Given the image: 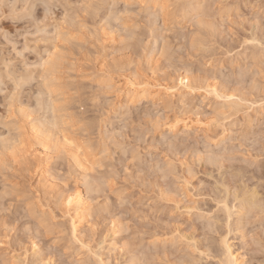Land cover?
Here are the masks:
<instances>
[{"label": "rangeland", "instance_id": "1", "mask_svg": "<svg viewBox=\"0 0 264 264\" xmlns=\"http://www.w3.org/2000/svg\"><path fill=\"white\" fill-rule=\"evenodd\" d=\"M164 1L0 0V264H221L223 241L244 264H264L261 0H166L159 10ZM41 2L53 7L37 34L27 16L43 20L32 7ZM88 3L117 9L105 23L107 11L80 8ZM64 4L75 6L67 20ZM85 12L89 30L57 43V23L72 35ZM48 42L63 56L47 85L22 79ZM134 85L152 97L128 101ZM146 113L159 129L130 136ZM37 126L49 130L44 148ZM173 135L169 150L162 137ZM126 142L142 162L118 150ZM79 190L90 213L74 235L67 199Z\"/></svg>", "mask_w": 264, "mask_h": 264}, {"label": "snow or ice", "instance_id": "2", "mask_svg": "<svg viewBox=\"0 0 264 264\" xmlns=\"http://www.w3.org/2000/svg\"><path fill=\"white\" fill-rule=\"evenodd\" d=\"M33 8H43L44 10V19L43 20H39V13L36 12L34 15H29L27 16V19L32 21L35 26L37 27V34H39V26L43 23H45L50 15V10L52 9L53 5L47 3V2H41L39 4L33 5ZM57 7H63L65 9L64 12V16H65V20L68 19L69 17V10L74 8V5L71 4H64V5H57ZM15 8V6L13 5V9ZM80 8H85V9H92L95 10V14L97 15H103L104 11L108 12V16L105 18V23L108 22V20L111 19L112 15H113V10L117 9V5L116 4H97V3H88V4H83L80 5ZM261 14H262V19H261V24L264 25V0H261ZM89 15L88 12H85L84 17L85 18H81L80 16H76L73 19V34L72 35H68V33L65 31L66 29V25L64 23V21H59L57 23L56 26V32L52 33V35L54 36L55 41L58 43L60 41L63 40L64 43H68L70 40H75L78 38L79 34H83L84 32L89 30V25L87 23L86 17ZM12 18L13 19H18L19 17L16 16L14 13L12 14ZM79 26V33L75 32V28L76 26ZM113 35L115 36V33H113ZM65 37H67V39H65ZM255 41H246V43H254ZM49 43V47L46 48L44 53H39V50L36 49L35 51H37L40 60L38 63H35L33 65L29 66V75H24L22 74V79H31L32 76L39 74L40 78L42 81H44L45 85H47L48 81L46 79V73L48 68L50 67L51 62L54 59L57 58H61L63 56V53L61 52V49L57 46H55L54 44H52L51 42ZM260 47L262 50H264V41H262L260 43ZM25 51H29L30 49L27 46V41L25 42ZM204 51H207L206 49H204ZM190 54H189V59H199V52L196 50V45H193V49L189 50ZM264 66V65H262ZM31 68H36L38 70H42V72L39 73H31L30 69ZM187 81L181 79V85L186 84ZM173 93L176 91V89H172L171 90ZM210 95L212 94L211 92L209 93ZM219 98V97H218ZM229 99H232V97H229ZM94 104L97 103V101L95 99H93L92 101ZM181 103H184L183 101H181ZM262 107H264V103H262ZM181 123V121L179 119L176 120V124H171L168 123L167 127L169 129L170 133H175L176 131V126L179 125ZM159 121L158 120H153L152 117L150 116V114L146 113L144 118L139 122V124H136L135 122L131 123V133L129 134L132 137H135V135L137 134V128L142 129L144 131H147L150 135L153 134V130H158L159 129ZM125 132L128 131L127 128L124 129ZM163 142L167 145L169 150H175L176 147L178 146V137H174L173 136H163L162 137ZM118 150L122 151L125 156H127L129 153L132 156V161L130 163H135L137 160H140L142 162L143 160V154L141 153V151L136 147V145L131 144V143H124V144H119L118 145ZM157 150H159V148H157ZM102 155H106V153H102ZM262 159H264V156H262ZM171 166V165H170ZM125 172L128 171V168L124 169ZM115 176V173H114ZM108 184H112L113 180L112 179H108L107 180ZM19 199L26 200L28 199V194H25L24 196L18 197ZM121 203H124V198H123V194H121ZM73 203V198L72 197H68L67 200V204L70 207ZM29 207H32L31 204H29ZM262 209H264V200H262V204H261ZM233 211L235 209H232ZM116 220L113 219L112 224L113 226H115ZM41 227H46V222L43 221L42 218V222H41ZM73 234L75 235V225H73ZM0 247H4L3 241L0 240ZM32 247L35 249V245L33 244ZM81 247H83V245H81ZM89 255H92L91 250L89 249ZM201 255H203V253H201ZM229 255H231V251L229 250ZM232 260H235V257H232ZM20 264H54V262L51 259H43V257H40L36 260H31L29 261L27 258H25L24 260L20 261ZM82 264H90V262H82ZM99 264H104V262L101 260L99 261ZM119 264V262H118ZM202 264V262H201ZM223 264V262H222Z\"/></svg>", "mask_w": 264, "mask_h": 264}, {"label": "bare ground", "instance_id": "3", "mask_svg": "<svg viewBox=\"0 0 264 264\" xmlns=\"http://www.w3.org/2000/svg\"><path fill=\"white\" fill-rule=\"evenodd\" d=\"M160 5V7H159V10L161 9V10H166L167 8H168V4L166 3V0L164 1V2H161V4H159ZM163 12V11H162ZM52 65V64H51ZM47 72L49 73V70H47ZM182 79V78H181ZM183 80H185V81H187V83L186 84H184V86L185 87H188L190 84H189V80L187 79V78H183ZM180 83H181V81H180ZM174 87H172V88H167L168 90H170V92H172L171 90L173 89ZM129 90L126 92L127 93V95H126V97H127V100L128 101H132V100H134L135 101V99L137 100V99H139L140 100V97L142 98V96H150V97H152L151 96V93H149V91L147 92V90H149V89H146V90H137L138 89V87L136 88L135 87V85H134V87L133 86H130V88H128ZM166 89V88H165ZM175 89V88H174ZM214 93H215V91L214 90H212ZM168 93V92H167ZM215 95H216V93H215ZM218 95V94H217ZM216 95V96H217ZM261 103H263V101L261 102ZM261 105V104H260ZM262 106V105H261ZM44 120V119H43ZM54 122H55V120H54ZM40 123V122H39ZM42 123V122H41ZM51 123V122H50ZM53 122H52V125H51V127H53ZM55 127H56V125H55ZM39 127L37 126V129H38ZM46 128V127H45ZM44 127L43 128H39L38 130L36 129V133H37V135L40 137V140L42 139V142L40 143L42 146H43V148L46 146L45 144H47V141L45 142V139H47V135H48V133H49V130L47 131L46 129H45ZM46 132H48L47 134H46ZM37 136V137H38ZM49 136V135H48ZM62 137H63V141H65V143H70V139H71V137L70 138H68L67 139V137H65L64 135H62ZM68 140V141H67ZM69 145H72V144H69ZM73 147H75V146H72V148ZM77 148H78V145L76 146ZM46 149H48L47 147H46ZM74 149V148H73ZM79 161V160H78ZM81 161H79L78 163H80ZM82 162H83V160H82ZM81 162V163H82ZM80 163V164H81ZM83 165V164H82ZM84 168V167H83ZM86 175V174H85ZM43 179V178H42ZM47 180H48V178H47ZM50 181V180H49ZM76 191H78V190H76ZM250 195H253V194H250ZM70 196V195H69ZM70 197H72L73 198V206L71 207L72 209H71V211H72V215H71V225H72V228H73V225H75V230L78 228V224L82 221V220H84V218L87 216V215H89V209H90V205H89V203L90 202H88V198L87 199H85L84 197V199L82 198V196H81V192H80V190H79V192H76L74 195H71ZM67 198V197H66ZM66 200V199H65ZM68 200V199H67ZM91 201V200H90ZM229 216V215H228ZM229 250L231 251V255H229ZM232 257H235V260L233 261L232 260ZM244 256H242V255H240V254H238V252L236 253V251L235 250H232L231 249V246H230V244H228L226 241H223V258H222V261H221V264H222V262H223V264H244V263H246L245 261H244ZM12 262L14 263V261L12 260Z\"/></svg>", "mask_w": 264, "mask_h": 264}]
</instances>
